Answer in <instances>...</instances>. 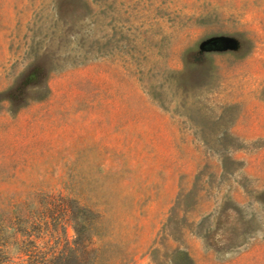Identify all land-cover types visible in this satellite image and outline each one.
Segmentation results:
<instances>
[{
  "label": "rangeland",
  "instance_id": "1",
  "mask_svg": "<svg viewBox=\"0 0 264 264\" xmlns=\"http://www.w3.org/2000/svg\"><path fill=\"white\" fill-rule=\"evenodd\" d=\"M69 245L264 264V0H0V264Z\"/></svg>",
  "mask_w": 264,
  "mask_h": 264
},
{
  "label": "trees",
  "instance_id": "2",
  "mask_svg": "<svg viewBox=\"0 0 264 264\" xmlns=\"http://www.w3.org/2000/svg\"><path fill=\"white\" fill-rule=\"evenodd\" d=\"M75 241H77V238ZM67 248L42 255L26 253L24 264H88L90 262L85 248L78 247L77 250L75 245H69Z\"/></svg>",
  "mask_w": 264,
  "mask_h": 264
}]
</instances>
